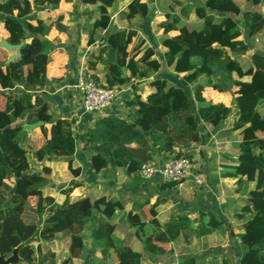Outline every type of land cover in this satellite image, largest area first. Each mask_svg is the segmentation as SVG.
Masks as SVG:
<instances>
[{
  "label": "trees",
  "instance_id": "1",
  "mask_svg": "<svg viewBox=\"0 0 264 264\" xmlns=\"http://www.w3.org/2000/svg\"><path fill=\"white\" fill-rule=\"evenodd\" d=\"M75 1L81 8L97 11L88 35L87 46H90L95 43L97 30L109 29V11L115 0ZM60 2L0 0V23L7 34L6 42L23 43L17 59L0 65V90L17 89V94L0 92L3 97L0 103V255L8 257L18 248L16 264H54L55 255L43 253L39 243L50 242L56 234L65 233L69 239L65 263L72 264L84 251L82 232L89 221L100 222L96 237L105 248H113L116 264H141L143 260L170 254L171 243L180 236L186 237L192 221L183 212L159 227L156 208L177 198V187L182 180H141L137 172L156 159L167 161L186 157L191 160L182 150L207 138L205 126L215 128L230 119V130L240 136V142L236 164L224 177L235 178L237 182L244 179L252 188L234 213L241 221L243 232L238 238L244 249L233 250L234 261L224 255L223 264H264V49L250 55V67L245 70L229 55L248 54L252 39L264 32V16L246 10L249 5L264 6V0H202L196 6L184 5L185 0H170L171 13L165 16V24L160 25L170 32L161 39L165 49L161 59L178 81L176 84L159 74L152 77L160 72L161 62L154 49H142L146 41H140L135 30L105 33L99 39V49L87 57V69L93 72V81L101 87L128 86L131 98L128 100L129 95L125 94L123 100L126 106L133 108V115L115 116L114 111L99 114L89 126L82 123L76 133L72 131L74 120L49 114V105L43 97L55 88L49 83L48 54L57 45L54 40L46 39L47 29L42 19L35 18L34 24L29 19L33 7H56ZM179 7V14H175ZM191 10L202 22L200 27L186 24L177 27L181 16ZM148 14V4L144 0H129L117 16L119 21L129 22L135 18L145 20ZM238 24L242 31L237 29ZM192 58H199L200 63L194 64ZM99 66L105 70L102 79L96 75ZM122 69L129 72V77L122 76ZM233 74L238 79L249 77L250 80H234ZM149 78L148 86L153 91L145 96L137 93V83ZM201 78L205 80L202 84L197 82ZM230 86L234 90L230 92L229 106L213 103L205 97L206 88L223 93ZM38 121L42 122L37 128L40 138L28 143V133L23 127ZM78 143L82 144L81 149L94 173L107 178L111 169L123 170L126 175L133 176V185L140 187L138 194L146 187L157 189L154 203L148 207L153 192H147L138 211L125 212L116 198L73 195L82 185L79 180L82 168L73 161ZM28 154H34L40 164L65 161L61 171L63 200L60 203L42 194L47 176L45 171H30ZM194 199L188 207L196 206L202 195ZM116 214H121L120 221L129 231L114 247L115 226L105 220ZM198 214L197 237L204 238L226 225L217 206ZM147 225L156 228L155 235H145ZM132 238L142 245L141 252L131 249ZM34 241L38 243L36 246ZM180 264H196L195 258L184 256Z\"/></svg>",
  "mask_w": 264,
  "mask_h": 264
},
{
  "label": "crops",
  "instance_id": "2",
  "mask_svg": "<svg viewBox=\"0 0 264 264\" xmlns=\"http://www.w3.org/2000/svg\"><path fill=\"white\" fill-rule=\"evenodd\" d=\"M128 3H129V0H115L113 7L115 5H117V8H119L118 12L116 14H114V16H113L114 18L111 17V25L109 26V29L107 31H103L102 30V32H103L102 34L109 33L111 31L115 32V31H119V30H135L131 26V23L133 21H135L136 18L131 20V21H129V22H127V21H122L121 22V21H119L118 16H117L119 14V12H121L123 10V8ZM170 5H171V3L169 1L167 6H166L167 9H166V11H163L164 13H162L161 17L157 18V16L160 15L161 13H159L158 10L154 11V14L156 15V18H157V21H156L157 23H158L159 20H164V21H162V24H165V19H164L165 16L168 13H171L169 11ZM184 5L196 6L198 4L193 5L191 2H187L185 0ZM252 6H254V5H252ZM181 7L177 8L175 10V14H179ZM254 7H259L260 8V12H258V13L262 14L264 16V6L263 5H257V6H254ZM112 8L110 10H112ZM83 9H85V8H83ZM246 10L249 11L248 9H246ZM185 19L192 20V23L197 25V26H190V27H194V28L195 27L196 28L200 27V25L202 23L200 20H197L194 17V15L192 13V10H191V12H189L186 16H181L180 24L177 27H179L182 24L185 25L186 24V22L184 21ZM140 21L142 22L143 20H140ZM157 29H161L160 25H158ZM135 31L138 33V30H135ZM160 33L161 32H159L158 34H160ZM259 35L263 36V39H264V32H261ZM259 35H257V36H259ZM4 36H5L4 39L6 41L7 34L5 32H4ZM138 36L140 37V33H138ZM256 37L254 39H256ZM46 39H48L49 41H53L54 40V38L50 39V38H47V37H46ZM142 39H144V38H142ZM87 40H88V37L86 39V46H87ZM145 41H146V39H145ZM95 45H96V41L92 45L87 46L86 51H85V52H87V57L90 55V53H94V52H96L99 49V46H98V48L95 51H90V48L92 46H95ZM159 45L163 49L162 53L165 52V49L161 46V40H160V44ZM162 53H161V55H162ZM87 57H86V61H87ZM191 61L194 64H199L200 63V59L199 58H192ZM98 68L96 69V75H97V77L99 79H102V77L104 75L101 77V75L99 74L100 69H98ZM91 73L93 75V72H91ZM123 74L128 77L129 72L126 70V72L123 73ZM77 75H78V68H76L74 66V62H71L63 73H58L56 75L57 79H55V81L53 80V78L49 74V76H50L49 83H51L55 88H54L53 92H51V93H49L47 95H44L43 99L45 100V102L48 105H50L49 114L52 117H66L67 119H72V120H74V126L76 127V129L79 130V128H80L82 123H84L87 126H89L91 124L92 120L95 118V116L94 115L81 114V111H80L81 94H80V92L78 91V89L76 87V85H77L76 84L77 83ZM232 77H233L234 80H237V81L248 82L250 80L249 77H244L242 79H238V77L235 74H233ZM206 89H205V95L207 94ZM233 90H234V88H232V91ZM14 91H17V89L15 88L14 90H8V91L0 90V92H3L5 94H10V93H12ZM152 91H153L152 88H150L148 86L147 91H145V93L141 94V95H143V96L148 95ZM64 92H66V97L64 96ZM67 94L70 95V97ZM48 100H50L51 103ZM208 100H210V99H208ZM212 102L213 103H222V102H219V101H217V102L212 101ZM222 104L228 106L229 103H227V104L226 103H222ZM54 109L58 110V112H60L62 115L54 116L53 113L50 112L51 110H54ZM226 121L229 122V123L226 124V125H228L227 129H228L229 134L237 135L238 138L240 137L238 134H236V133H234V132H232L230 130L231 129V120L230 119L221 122L215 128H209V127L205 126V133L207 135V138L204 139L206 141L204 143H203V139L201 140L200 145H201L202 149L207 144L210 145V143L212 144L214 142L215 145H216V148L218 149V150L217 149L214 150V152H216L217 154H218V152L221 153L219 151L220 144H219L218 141H220V138H221L220 135L222 134L221 130H222V127L224 126L223 125L224 122H226ZM28 136L29 137L31 136V139L36 140V139L40 138V133L38 131H34V132H32L31 135L29 134ZM230 138L231 137H229L227 140H230ZM239 142H240V138H239V141H237V143H236L237 152L230 153V154H232V157H231L232 159H226V157H224V160H225L224 163L223 162L221 164L218 163L216 167L212 168L213 170L217 169L218 172L222 170L223 173H221V175H218V177H217L218 180L213 182L212 185L209 184L210 186H212V187L214 186L215 187V189L213 187L214 190L209 188V185H205L204 184L205 186H202V189L205 190L206 195H204V193L201 194L202 195V199H201V201H199L196 204V206H193V207H188L187 206V205H190L193 201H195V199H194L195 195H194V190L191 191V192H188V184L185 183V181H186L185 180L184 182H181L178 185V187H177L178 194H177V198L176 199L170 200L166 204L160 205V206H158L156 208V211H157V218L156 219H157L159 227L164 226L167 222L175 219L177 216H179L183 212L188 215L189 219L192 221V224L190 226V231L186 234V237L180 236L177 240H175L174 242L171 243L172 252L170 254H165L163 256L156 257V258H153L151 260H143L141 264H180L181 261H182V258L184 256H190V255L195 258V263L196 264H223L224 255H228L229 257H231L233 259V261L236 259V255L234 254L233 250L235 248H237L239 251H242L244 249L243 246L240 245L239 238H238V235L242 234L243 231L240 229L241 221H239L235 217V214H234L235 211L237 210V208L234 207L235 209H232V207L234 206V204L242 202L244 199H246L247 196H242L241 197L242 201L241 200H237L236 201L235 199H233L232 200L233 203H231L230 201H227V199H225L223 197V194H225L224 191H223V189H224L223 187H225V186L229 187L230 188V192L229 193L233 194V193H235L234 190H237L239 187H242L243 186V181H245L244 179H242V180L237 182V180L235 178H225L224 177V175L226 173H231L232 172L231 167H233L236 164V159H237V155H238V143ZM227 148L225 147L224 150L225 151L228 150ZM222 154H224V156H226L224 152H222ZM229 157H230V155L227 158H229ZM62 161L65 164V161L64 160H62ZM73 161H75L74 162L75 165H77L78 167L82 168V174H81V176L79 178V180L82 181V185H81V187L77 188L74 191L73 195H80V196H84V197H89V196L81 195L79 193V190L83 189V187H84L85 172H84V168L80 165L81 159L76 157V153H75V155L73 157ZM37 164L41 165L39 163V161H37ZM38 169L40 170V167ZM38 169L36 171L34 170V172H42L41 170L39 171ZM61 171H62V169H61ZM61 171H60V174H59V179H60V182H61L60 185H62ZM119 174H123L124 180H128L126 185L128 186L129 192H131V194H133V191H134L135 194H137L142 199V203L135 210H133L132 208H129L126 205L127 201H125L123 198L117 196L116 194H109L110 192L113 193V191L116 190V188L112 187V186H118L120 184V183H118L116 181V176H118ZM213 174H214V172H213ZM94 176L97 177V179H96L97 181H94V182L96 184H98V186L103 190V193L101 195L97 196V197L105 196L106 198H116V199H118L122 203L125 212L138 211V209L142 206V204L144 202V197L143 196L145 195V193H147V192L152 193L153 192V196L149 199V205H148V207H149L150 205H152L154 203L156 195L158 193L157 189L153 188L154 186L146 187V188H144V191H146V192H143V191L139 192V194L142 195V197H141L137 193L138 190L141 191V189H140V187H135V185H133V182H132V179H131L132 176L126 175L124 173V171L120 170V169H111L108 172L107 178L105 176H103L102 174H99V173L98 174L95 173ZM201 176H203V175H201ZM246 184L248 185L247 186V193H248V191L252 188V185L251 184L249 185V183H247V182H246ZM60 185H58V186L54 185V187H53L55 189V191H56V196L55 197L53 195H51V194H45L43 191H42V194L44 196L49 195L52 198H54V200L57 203H60L63 200V195L60 192L61 189H63V188L60 187ZM199 185H201V183ZM220 189H221V195H218L219 192H217V195H216L215 194V190H220ZM41 190H43V187H42ZM182 191H184V194H183ZM208 191L211 192V193H207ZM145 196H147V195H145ZM197 196H199V195H197ZM207 196L209 198H206ZM97 197H94V198H97ZM180 197H181V201H180ZM244 202H245V200L243 201V203ZM243 203L240 206H242ZM229 204L232 205V206H230V211L232 212V215H229L228 213L225 212V209L229 206ZM180 205L187 206V207L185 208V207L182 206V208H181ZM214 206H217L219 208V211L221 212V215L223 216L224 220L226 221V225H222L218 229L213 230L211 232V234H209L208 236H206L204 238L197 237L196 234H195V231H196V226H197V224L199 222V214H198L199 211L212 210V209H214ZM170 208H171V210H170ZM228 216H230L232 219H233V216H234L235 217L234 219H236V223L238 225H237V229L236 230L232 229L233 235L230 234V232L228 231L230 229L227 228L226 232H227V234L229 233V238H228L227 242L224 243L225 247H226V249L224 250L222 248H219L220 245L215 242L214 237L219 234V230L222 227H225V226L229 225V221L228 220L230 218ZM120 217H121V214H116L112 219H110L108 221L105 220V222L110 223V224L115 226V231H114V233L112 235V240H113V246L114 247H117L124 240L126 234L129 231V229L127 228L126 224L120 221ZM100 221H103V220H100ZM89 222H91L90 223L91 226H93L95 224L94 227H96V228H97L98 223H100L98 221H89ZM89 222H88V224H89ZM149 226L152 227V230H151L150 233H147L145 231V229H144L145 235H155L156 234V228L153 227L152 225H147L145 228H147ZM94 227H93V229H94ZM121 227H126L127 228V232L125 233L124 237H122L119 240H117V238L115 236H116V233H117L118 229L121 228ZM86 228H87V225H86L84 231L82 232L84 251L82 252V254L80 256V259L79 260H73L72 264H81L86 255H90V259H89L90 264L91 263L92 264H116V258H115V254H114L113 248H105V246L103 245V242L101 244H100V242L97 244V241L95 240L96 232L95 231H94L95 233L94 232H90L91 236H89L88 235L89 232L88 233L85 232ZM88 238H89V240H88ZM98 241H101V240H98ZM88 242H89L90 248L87 247V243ZM135 242H136V244L137 243L140 244L136 238H132L131 239V243H130L131 249L135 250L137 252H141L142 245L140 244V246L137 247ZM182 242L188 243V246L184 247V249L180 250L178 247H179V244H181ZM196 243L199 245L200 249L198 248L196 251H193L190 248L192 246L194 248V246H196L195 245ZM37 244H38L37 242H35V241L33 242L34 246H36ZM39 244H40V248H41L43 253H53L55 255L54 264H67V263H65V260L68 258V244H69V239H68V235L67 234H65V233L56 234L52 241H50V242H40ZM224 253H226V254H224Z\"/></svg>",
  "mask_w": 264,
  "mask_h": 264
},
{
  "label": "rangeland",
  "instance_id": "3",
  "mask_svg": "<svg viewBox=\"0 0 264 264\" xmlns=\"http://www.w3.org/2000/svg\"><path fill=\"white\" fill-rule=\"evenodd\" d=\"M144 1L148 4V7H149L148 18L143 20L142 22L136 18V20L131 23V26L135 30H138V33H140V37H139L140 41L142 38L146 39L145 47L142 49L144 50L148 47H151L152 49H154L156 51V57L161 62L160 72L158 71L157 73L153 74L152 77H156V75L159 74V75H162V77L168 80L170 83L176 84L178 83V81L175 80V78L173 77L171 70L165 67L164 63L162 62L161 53L163 49L159 45L161 38H163L164 35L170 34V32L169 31L167 32L166 30L164 31L163 29H157L158 25H162V21L164 20H159L158 23L156 22L157 18L161 17L162 13H164L163 11H166L167 9L166 6L170 0H144ZM186 1L191 2L193 5L200 4L202 2V0H186ZM118 9L119 8H117V5H115L112 8V10H110L109 13L112 18H114L113 16L114 14L118 12ZM246 9H248L250 12H256V13L260 12L259 7H254L252 5L248 6ZM156 10H158L159 13H161L160 15L157 16V18H156V15L154 14V11ZM97 16L98 14L95 8L87 9V10L83 9L79 5L76 4L75 0H61V2L56 7L46 5L42 9L35 8V7L32 8V13L29 16V19L31 20V22L34 24L35 18L42 19L47 29L46 37L50 39L54 38L55 44L57 45L55 49L48 54L49 62H50L49 74L51 75L54 81L55 79H57L56 75L58 73H63L71 62H74V66L78 68V70L80 69V65L82 64L87 68V65H86L87 52H85L87 48L86 39L90 33L91 22L95 20ZM236 19L239 20L240 18L238 17ZM184 21L189 26H197L192 23V20L185 19ZM240 22H241V19L239 20V23ZM238 25L239 26L237 27V29L239 31H242L241 25L240 24ZM112 32L114 31H111V33ZM115 32L117 33V31ZM159 32L161 33L158 34ZM102 33H103L102 30H97L94 36L95 38L94 41H96V45L92 46L90 48V51H95L98 48V46H100L99 39L104 35ZM4 38H5L4 31L0 23V40L5 41ZM139 40H137L136 43H138ZM251 47H252L251 50L246 55L232 54V53H229V55L233 58H236L239 64L241 65V67L243 69H246L247 67L250 66V55L256 50L264 49L263 36L259 35L256 37V39H252ZM8 56H9L8 52L0 49V65L4 64ZM98 69H100L99 74L101 75V77L105 75V70L102 66H99ZM214 69L216 71H219L218 67H215ZM125 72L126 70L122 69L121 71L122 76L127 77L123 74ZM128 77H129V74H128ZM150 81H151V78L145 81L138 82L137 83L138 85L137 93L144 94L145 91H147L148 89V84ZM204 81H205L204 78H201L197 82L202 84L204 83ZM119 88L122 89L123 92H121L116 98L115 102L112 105V110L114 111V114L116 115H123V116L131 117L133 115V109L131 107L126 106L125 101L123 100L124 99L123 95L125 94L129 95L128 100L131 98V90L128 88V86L119 87ZM231 91H232V86H230L229 89H227L223 93H217L207 88L206 89L207 94L205 96L214 102L219 101V102L226 103V104L229 103L228 104L229 106L231 102V95H230ZM14 92L17 94L16 91ZM64 96L66 97V92H64ZM68 96L70 97V95ZM2 101H3V97L0 96V103H2ZM48 101L51 103L50 100ZM193 110H194V107H193ZM50 112H52L54 116L62 115L60 112H58V110H55V109L51 110ZM39 119H41V116H39ZM227 123L229 122L228 121L224 122L223 124L224 126L222 127V130H221L222 134L220 135L221 138H220V141H218L220 144L219 151L221 153L218 152L217 154L216 152H214V150L217 149L214 142L212 144L210 143V145L207 144L203 149L201 148L200 144H197V145H191L185 148L184 150H182L183 153H186L191 156V160L194 166L191 172V175L183 179L182 182L186 180L185 183L188 184V192H191L194 190L195 196L201 195L203 193L204 195H206L205 190L202 189V186L209 185V184L212 185L213 182L218 180L217 178L218 175H221V173H223L222 170L218 172L217 169L213 170L212 168L216 167L218 163L219 164H221L222 162L224 163L225 162L224 157H226V159H232L231 158L232 154L230 153L237 152L236 143L237 141H239L240 137L238 138L237 135L229 134L228 129H227L228 125H226ZM34 131H37V128L34 129L33 131H30L28 135L29 134L31 135L32 132ZM229 137H231L230 140H227ZM28 138H29L28 143H30L31 141H34L33 139H31V136L30 137L28 136ZM204 142L206 141L203 139V143ZM78 145L79 147L77 146L78 149L76 150V157L81 159L80 165L84 168V172H85L84 187L83 189L79 190V193L81 195L94 198V197L101 195L103 193V190L98 186V184L94 182V181H97L96 180L97 177L94 176L95 173L93 172L92 168L87 162L86 153L82 149L79 150L80 147H82V144L78 143ZM225 147L226 148L228 147L227 148L228 150L225 151L224 150ZM176 151L178 152L180 150L176 149ZM222 152H224L226 156H224ZM229 155L230 157L227 158ZM27 159L29 163V168L31 170L36 171L40 167L41 171H45L48 182H46L42 186L43 187L42 191L45 194H51L55 197L56 191L53 187L54 185L58 186L61 183L59 179V174H60L61 169L65 167L64 162L62 160H51V161H44L41 165H39L37 164V159L34 154H28ZM116 181L120 184L118 186H112V187H115L116 190H114L113 193L110 192L109 194H116L117 196L127 201L126 205L129 208H132L133 210L137 209L142 203V199L137 194H135L134 191H133V194L129 192L128 186L126 185L128 180H124L123 174H119L118 176H116ZM197 181L201 182V185L197 184ZM210 185H209V188L214 190L215 187L213 186L214 187L213 189V187ZM247 186L248 185L246 184V182L243 181V186L239 187L237 190H234L235 193L233 194H230L229 193L230 188L225 186L223 187L224 188L223 191L225 193L223 194V197L227 199V201H230L231 203H233L232 202L233 199H235L236 201L241 200L242 196H247ZM142 191L146 192L144 190ZM182 192L184 194V191ZM217 192H219L218 195H221V189L215 190L216 195H217ZM207 193H211V192L208 191ZM180 201H181V197H180ZM243 201L234 204L232 209H235V208L239 209ZM230 206L232 205L229 204V206L225 209V212L228 213L229 215H232V212L230 211ZM228 217L230 218L228 220L229 225L222 227L219 230V234L214 237L215 242L220 245L219 248H222L224 250L226 249L224 243H226L229 238V233L227 234L226 232L227 228L230 229L228 231L230 232L231 235H233L232 229L236 230L237 225H238L236 223V219H234L235 218L234 216H233V219L230 216ZM90 223L91 222L87 224V228L85 231L86 233L89 232L88 233L89 236H91L90 232L96 231V227H94L95 224L91 226ZM151 230H152V227L150 226L145 228V231L147 233H150ZM126 232H127V228L121 227L118 229L115 237L117 238V240H119L120 238L124 237ZM95 240L97 241V244L99 242L100 244L102 243V241H98L97 237H95ZM136 245L137 247L140 246V244L138 243ZM195 245L196 246H194V248L192 246L190 249H192L193 251H196L198 248L200 249L197 243ZM187 246H188V243L182 242L181 244H179L178 248L181 250ZM87 247L90 248L89 242L87 243Z\"/></svg>",
  "mask_w": 264,
  "mask_h": 264
},
{
  "label": "built area",
  "instance_id": "4",
  "mask_svg": "<svg viewBox=\"0 0 264 264\" xmlns=\"http://www.w3.org/2000/svg\"><path fill=\"white\" fill-rule=\"evenodd\" d=\"M82 64V63H81ZM76 87L81 94V114L99 115L112 112V105L123 92L119 87H101L92 79L90 71L82 64L78 70ZM116 116V114H114ZM76 133V127L72 128ZM79 145L76 144V150ZM81 150V147L80 149ZM192 161L186 157L171 158L167 161L153 160L146 163L138 172L141 180L157 178L162 182H177L185 179L193 170ZM31 172H34L30 169ZM133 177V176H132ZM201 182L197 181V184Z\"/></svg>",
  "mask_w": 264,
  "mask_h": 264
},
{
  "label": "water",
  "instance_id": "5",
  "mask_svg": "<svg viewBox=\"0 0 264 264\" xmlns=\"http://www.w3.org/2000/svg\"><path fill=\"white\" fill-rule=\"evenodd\" d=\"M22 45H23L22 42L19 43L18 45H11L4 40H0V49L6 51L8 53H12L14 51L13 54H11L7 57L5 64H8L11 61H13L19 57L20 48ZM40 126H42V122L38 121L36 123L25 125L23 127V129H24V131L29 133L30 131H33L34 129H36ZM17 252H18V248H15V249H13L11 255L8 257L5 255H0V264H16L18 262ZM89 259H90V255H86L81 264H89Z\"/></svg>",
  "mask_w": 264,
  "mask_h": 264
}]
</instances>
